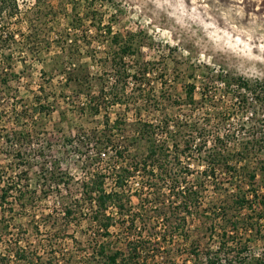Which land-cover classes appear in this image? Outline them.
Instances as JSON below:
<instances>
[{"label": "rangeland", "instance_id": "obj_1", "mask_svg": "<svg viewBox=\"0 0 264 264\" xmlns=\"http://www.w3.org/2000/svg\"><path fill=\"white\" fill-rule=\"evenodd\" d=\"M17 4L21 18L13 17L1 29L15 32L17 43L0 55V196L8 188L0 201V264H100L90 245L95 239L111 253L127 251V231L113 205L106 213L116 224L102 239L82 189L96 174H106L112 159L120 164L121 156L147 153L145 143L126 141L125 122L138 121L167 123L156 139L179 150L187 142L201 150V157L223 145L216 139L227 130L236 136L228 146L236 176L231 182L221 175L215 188L204 189L198 216L186 218L184 234L162 243V251L169 250L174 264H264V105L249 96V107L242 109L239 98L224 92L219 82L240 77L264 86V0ZM98 24L133 43L137 54L126 59L128 66L137 61L150 70L141 84L128 80L121 103L104 109L115 100L106 96L104 107L94 113L87 89L73 80L91 79L88 92L96 96L103 79L95 78L111 74L109 40L95 29ZM22 35L33 43L21 40ZM190 85L195 86L192 105L186 93ZM205 85L215 96L201 104ZM196 124L206 131L203 139L193 129ZM93 137L113 146L102 151L96 165L91 162L97 158ZM242 148L247 157L238 155ZM179 159L194 176L205 168L196 153ZM106 176L104 189L110 192L109 178L118 176ZM125 185L123 204L132 213L138 196L153 198L138 173H131ZM240 198L246 202L243 208L236 204ZM191 250L198 258L186 254Z\"/></svg>", "mask_w": 264, "mask_h": 264}, {"label": "trees", "instance_id": "obj_2", "mask_svg": "<svg viewBox=\"0 0 264 264\" xmlns=\"http://www.w3.org/2000/svg\"><path fill=\"white\" fill-rule=\"evenodd\" d=\"M21 16L22 14H20L18 10L17 0H0V55H3L2 51L7 45L10 43H17L15 40V32L5 33L2 32L1 29L5 28L13 17L21 18ZM99 27L98 24L95 29L100 33H104L109 40L111 52L108 56L109 64H111V74L105 77L102 75L101 77L95 78L100 81L103 79L101 89L96 96H92L91 92H88L92 86L91 79L88 80V78L85 79L84 77L82 79L74 78L75 80H73L87 89L85 93L87 97L86 101L94 113H98L99 110L104 107L102 101L104 99V101L107 102V100H105L106 96L113 97L115 100H111L104 109L121 103L119 95L120 92L124 91L125 87H127L128 80L134 79L133 84H141L150 70L148 68L149 64L145 63L143 66H140L141 63L137 61H135L134 65L131 64L128 66L126 59H133L137 54L136 49L133 47V43L125 37L122 38L118 35H111L112 33L109 27ZM20 38L21 40H26L27 43H33L31 42V36L22 35ZM63 71H65V69ZM64 73V75L67 76L68 72ZM66 79L70 80V76H67ZM219 82L220 85L225 87L224 92L232 91L233 94L236 95L235 97L239 98V104H241L242 109H247L249 107V96H251L250 99L253 103L264 105V86L259 85L257 82L250 84L248 80L240 77H232L224 81L222 79L219 80ZM194 90L195 86L190 85L186 92L187 100L190 105L195 104L193 97H191ZM199 93L201 95L199 103L201 104L202 102L210 101L212 97L214 98L215 96V93H210V91H208L206 85L203 86ZM105 123L106 125L108 124L107 119ZM116 123H118L117 119L114 124ZM124 126V129L127 127L125 130L126 133H130L127 134L126 141L145 143L147 146V153L138 157L133 156L129 159L121 156L120 158L123 159V161H121L120 164L112 162L113 159L109 161L107 163V173L118 176H116L117 178H109L113 179L114 189L110 192L104 189V183L108 179L106 175L109 174L106 173L100 176L96 174V179H91L83 185L82 201H86L89 204L91 208L90 220L97 226L98 232L100 233L99 237L101 236L102 239L108 236V230L113 226V223L116 224L113 221L114 219L110 218L106 213L108 205H113L115 214L119 215L122 219L120 221L121 226L127 231V251H116L111 253L108 249L106 250L102 240L98 241V239H95L90 244L92 254L94 258L98 259L97 261L101 262L100 264H174L170 259L169 250L163 252L161 245L162 243L165 244L167 241H172L175 235H180L181 237V235L184 234L183 230L186 226V218H196L198 216L202 202L201 195L206 187L215 188L221 175L227 176V180H231L232 182L236 176V168L230 165L229 159L233 157V154L228 152V146L233 137L236 136L228 135L230 131L227 130V133H224L221 138L222 141L220 138L216 139V141L223 143V145L219 144L218 147L214 148L213 152L210 151L207 156L201 157V150L199 151V148L192 150L189 148L190 144L187 142L185 148L179 150L176 144L170 147L168 142L164 139L157 140L156 137L158 133L162 134L165 132L167 123L163 126L159 124H145L138 121L134 123L125 122ZM193 129L195 132L199 131L197 134L199 133L202 135L203 139L204 133H206L203 127L196 124ZM259 133H261V131ZM92 139L97 158H94L91 162L96 165L100 160V155H103L102 151L109 147L112 148L113 146L108 140H106L105 144H101L96 137ZM97 142L100 144H97ZM261 143L262 141L258 140L259 147L262 148ZM246 148H242L243 150L240 151L238 155L247 157L248 151ZM191 153L198 154L202 162L205 163V168L198 170L195 176L189 168L180 167V156L188 158L193 155ZM131 173L140 174L145 188L152 192L151 195H153L152 199L149 195L144 198L138 196V209L137 212L135 211L134 213L123 204V201L127 198L125 182L127 178L130 177ZM249 178L254 179V174L250 175ZM165 188H167V192H164ZM7 189L2 192L0 201L5 200L8 193ZM142 189H144V187ZM245 203L243 198H240L236 202V204L242 208ZM217 210L222 211V207H217ZM69 213L70 211L66 210L65 215ZM124 216H127L126 221L123 219ZM262 220L264 223V212ZM125 224L127 226H125ZM160 230L162 231L160 232ZM186 254L193 256L195 259L196 257L198 258V255L193 250ZM228 263L229 260H227V263L225 261L218 264ZM237 264H243V262L237 261Z\"/></svg>", "mask_w": 264, "mask_h": 264}]
</instances>
